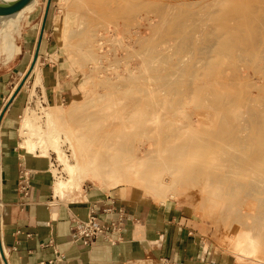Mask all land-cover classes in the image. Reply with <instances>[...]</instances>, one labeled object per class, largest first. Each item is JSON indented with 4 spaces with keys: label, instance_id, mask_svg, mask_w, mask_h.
Masks as SVG:
<instances>
[{
    "label": "rangeland",
    "instance_id": "374dc122",
    "mask_svg": "<svg viewBox=\"0 0 264 264\" xmlns=\"http://www.w3.org/2000/svg\"><path fill=\"white\" fill-rule=\"evenodd\" d=\"M221 1L223 2L222 7H224V8L221 7L222 11H219V14H217L218 16H216V18L215 17L213 18L210 15V13L208 14V12H210V11L211 12L212 11H218L220 9V7H219V9L216 8L217 6L215 7L214 4L208 5L209 7L207 6L205 8L204 7L203 8L202 7H200V8L199 7H192V9L190 11L188 10L190 8L187 7L185 10L183 9L185 11V12L183 11L184 13L182 12V8H181L179 14L176 12L177 10L175 9V12L174 13L172 12V15L170 14L169 18H168V14L171 12V10L168 9L167 6L171 8V5L173 6V3H175L176 0H127V1L124 0V1H122L121 3H119L121 6L123 5L125 7V5L128 3H130L129 6L132 4L131 5L132 7L135 5L137 6L135 8L133 7L134 10H132L133 8L130 6V9L135 12V15L133 14V16H136V17H134V19L132 18L131 22L129 21V23L126 26H124L125 25L124 22H123L124 24L121 22V27L117 26L118 27L117 31H116V27L106 26L103 23H100V25H98V26L100 27L103 25L104 28H103V26L100 28L99 27L97 28L100 37H102L101 38L102 41L100 42L102 45L101 51L102 52L104 51L103 53L106 54V56H107V58L104 59V61H103L104 66H108L109 61L111 63L114 62V56L117 53H119V54H117V56L119 55L120 61H119V63H117L118 64L117 68H115V66L117 64H115V62H114L115 65L113 64V66H110L109 69L107 67V70L98 69V71H95L92 67V63H89L88 64L89 69H87V71H86L85 69L81 68L79 65H76L73 62L72 58H70V54H69L68 50L64 47L65 33L67 30L66 26H68L67 23H68L69 13H70V9H71L70 4H71L72 0H67V1L66 0H32L21 11L15 13L13 15H9V16H0V73L1 72L3 73V71L5 70V68H7V65L9 63L7 56L4 54V52L7 54L5 47L8 45L9 41L12 40L14 37L15 44H17L18 36L21 32V29L25 26V24H27L29 22H31V23L33 22V24L37 23L36 29H35V30H37L38 23L41 22L42 17L45 13V10L48 8L49 9V14H48L49 15V17H48L49 18V26H51L53 28L52 39H53V43L57 47V52L54 53V55H52L51 59L53 61L58 62L59 66L63 69V73L68 76L69 84L71 87V94H70V96L67 97L66 100H64L62 102H61V100H59V103H47L46 101H45V103H43L41 98H40L39 91H38V88L41 86L39 75H38L39 63H38L37 68L35 70V72L37 73V78H36L34 83H33L34 77L29 76L30 70L33 66V62H32L30 70L24 76L21 75L20 79L18 78L16 80V82L19 81L20 84L16 88L15 92L19 91V88L22 87V88H24L23 92L25 93L23 95L24 99H25V105L20 110V112L18 114L19 115V124L21 123L22 116L26 112H31V114L36 116V119H35L36 123L39 126L41 125L43 128L47 129V127L50 125L49 122L47 121V118H46L47 113L52 112L53 114H55L56 118L54 121H55L56 126L54 125V127H56L57 129H60V127H62V129H64L62 131V133H63V135H62V150L69 157L70 161L72 163H75L76 159L81 160L84 157V155L87 153V151L89 149L87 147H89V146L93 147L94 146V143L92 144L93 136L90 135L89 132H87V129H80L79 128V127H81L80 125L82 124L81 120L85 119V121H86L87 120L86 118L91 114L90 112H93L92 114H100V113H97L98 111H100L101 115H103L104 113L107 112L106 106H108L110 103H112L111 100L115 99V98L112 99L111 97H109L110 93L112 92L113 86L117 85V83L119 85L122 77H127L129 75V70L133 66L132 64L136 65L137 64L136 62H138L137 58H132V57L130 58L129 57L130 56L129 55L130 49L128 48L129 51H128V49H125V48L122 49V46H124V45L129 46L131 43L130 46L135 47L134 49H136V50L145 48V50L149 49L151 51V49H153L151 51V54L152 53L153 54L150 57V60L144 65V70L148 73L150 72V74H151V75L149 74L148 78L144 76L146 78V81H148V82H146L144 77L143 76L141 77V75H140L141 78H139V83H137V86L138 87L144 86V88L141 87V89H143V90L145 89L147 91L150 90L151 92H154V89H155V92H154L155 94L153 93L152 98L155 97L154 98V99H156L155 102H157V104H159L158 105L159 131L165 130L167 132L168 131L170 132L171 127H175V128L180 127L183 129V131H182L183 132L182 133V139L183 140L188 138L189 136H191V134L195 130H197V131L199 130V132L201 134L203 132L207 136L208 135L207 133H210V131L213 133V131L215 132V131L221 129V127L223 125V123H222L223 117L228 116V115H229V117L233 116L232 118L234 120L236 117L235 121H236L237 125L240 124V129L237 127V129L234 132L237 136L239 133V136H238L239 141L238 142H241L243 140L244 142L242 141L241 143H245V144L241 145V143H239V145H238V142H237V145H236V143L233 145L230 144L231 146L228 149L226 147V150L228 152L229 151L231 152V150H232L231 153L235 154V155L234 154H232V155L237 156L241 160V163L235 164V165L233 164V168H234V170H233L231 164H229V163L225 164V162H223V160L221 159V153L219 151L223 147H225V144L223 142H221V143H223V145H222L223 147L221 148V144L219 143L220 141L218 142V144H220V146H218L217 144H216L217 146L215 144L213 145L212 142L207 144L206 148H204V149H206V151L202 150L203 152L201 155L199 152H196L195 154H191V155H190V153L184 155L185 152H183L184 153L183 154V153H181V151H179L180 154H179V152H177L179 154V156L178 155L177 156L178 157H180L181 155L182 156L180 158L175 159L176 155H174V153H172L173 150L171 149L172 148L171 144H174L173 140H169V141L166 140L167 142H164L162 144L163 137H158L154 141V140H151L150 138L146 139V137H147L146 135H145L146 137L144 136L145 138L143 137L144 138L143 139V138H141L143 135H141L140 139H137V141H138L137 145H139L140 142L142 144L144 143L142 147H144V148L148 147L147 149H150V150L153 149V151L151 150L152 156L158 155V156L162 157L163 159H165L166 163L169 164V166L172 165V167L173 166L180 167L179 168L180 169L179 171L181 172L180 174H181L182 178H184V180H185L181 184L178 185V189L175 192L170 191L167 193V199L165 200V202H162V200L159 197L157 198V196L155 198L154 194L151 191L143 188V186H141V182L139 180H136L134 177H132V178L135 180H133V181L131 180L132 182H130V183L122 182L113 188L109 187L108 184L94 183L87 178L86 179L81 178V181H80L81 184L80 185L82 188H83V186H91L92 188L99 187V188H105L107 190L122 188V190L124 192V197L129 200V203H132L133 201H138L141 204H156V205L158 204L161 206H166V205H169L170 203H174L179 207L180 211L183 212L184 218L187 219V221L189 222L190 226H192V228H194L197 232H200L205 237H207L208 240L212 241L213 244L217 245V247L221 248L223 250L224 254H232V252H230V250L228 248V244L226 242L228 234L232 231V228L243 226L246 224L251 225V223L253 225L257 221L256 224H254V227H255V225H258L259 223L262 222L258 217L255 216V214L258 211H260L259 210V207H261V204H259V203H261L260 199L261 200L264 199V193H263L264 192V181L261 178L262 177L261 175L264 174L263 173L264 167L262 168L261 165L264 166V164H262V163L258 164V161L256 159L258 158L257 156H258V152H259L257 150L264 148V147L261 146V143L259 141H255L257 143H255L254 141H253L254 143H252V142L249 143L248 141L245 142L246 137L249 138L250 136H252V137L255 136V133L257 132L256 131L257 127L254 125L248 126V124L246 122L251 117L248 113L247 114L245 113L246 114L245 115L244 110L246 109V107L247 108H252V107L254 108L256 106V102L259 103L260 105H257L255 107V108H257V112H256L258 114L257 117H258V119L261 118L260 120L264 121V118H262V116L264 117V111L263 112L261 111V110H264V89H263L264 88V79H258V77L256 79V77H255L256 75L253 73V71L251 69H247L248 71L247 72L245 71V74H244L245 77L243 79L240 78L239 81L235 80L236 82L232 81V83H231V81H229V79L232 80V76L235 73H237V69L236 70L233 69L234 66L240 67V68L246 67V66L250 67L253 62L259 61L260 56L262 55L261 52H262L263 48H262V45H260L259 47L255 46L257 48L254 50L255 52H254L253 57H247V54L245 55V58H247L248 60L244 58L241 60L238 59L239 61H237V58L235 57V55L233 53L232 54H230V53L225 54L223 56L220 55L217 59L214 58L212 64L215 65L217 70H219L220 72L218 71L219 73L212 75L213 77L211 75L204 77V78H206V80L204 78L199 77V76H196V77L191 76L190 77V73H189L190 68L189 67H191L193 64V66L191 68H193L194 66L197 68H201L200 66H198V64H200L201 66H202V64L198 63L199 59H197L198 57L200 58L201 55L200 54L198 55V53H200V52H197V51H198L199 47H202L201 49H204L205 47H207V45L209 46L211 44V41L207 40L209 36L207 37L204 35V34L211 35V31L214 33V34L212 33L214 36L215 35H223V34H225V32H228L227 34H230L231 37L233 39H235L234 41L238 42V43L236 42L233 44V46L236 49H239V48L241 49V48H245V47L254 45L255 38L258 37L261 34V32L264 33V27H263L264 26V20H262V17L264 16L263 15L264 14L263 13L264 12V9H263L264 5H262V3L264 4V1L263 2L260 0H256V1L255 0H243V1L238 0L239 2L237 0H221ZM227 1H229V2H227ZM132 2H134V3H132ZM49 3H50V5H49ZM166 4H168V5H166ZM175 4H177V3H175ZM259 5H260V8H259ZM161 6H162V9L165 8L164 6H166L165 9H167V10L164 11V10L159 9ZM210 6H211V8H210ZM213 6H214V8H212ZM256 6L258 9L256 8ZM177 7H182V5L181 6L179 5ZM183 7L185 8L186 6H183ZM139 8H141V9H139ZM154 8H156L157 12H160V11H158V9L161 10L162 13L161 12L157 13L154 10ZM195 8L198 9L199 13L197 12V10ZM214 9H217V10H214ZM188 11L189 12L194 11L193 13H195V14L191 16L192 18L189 15H191L193 13L191 12V14H189ZM163 13H165V14L168 13V14H167V16L166 15L163 16L164 15ZM176 13L178 15H176ZM203 13H205V14H203ZM258 13L260 14V16H255V15H258ZM159 14H162V17H167L166 19L167 20L169 19V20L165 21L166 19L162 18L161 15L159 16ZM198 14H200V15L198 16ZM207 15L210 16V20H209ZM261 15H263V16L261 17ZM9 17H11V18L9 19ZM176 17H177V19H176ZM185 17L186 18L188 17V18L186 19ZM201 17H203V19ZM258 18L261 20L259 21ZM160 19H161V23H159ZM188 19L189 20L190 19L196 20L194 22H197V23H195L196 25L193 26L195 28H196V26H198V23L199 24L201 23L200 24L201 27H200V25L197 27L198 29L200 27V29L198 30L199 32L197 30H195V28H193L194 30L191 29V30H193V32L197 31L196 32L197 34L195 32L194 33L190 32V28H189L190 26L189 25H188L189 27L188 26L186 27L187 24L191 25L192 23H194L193 20L192 21L190 20L189 23H186V25H185L186 30H185V28H183L184 30L181 29V33H180V31L178 33V30L180 28L178 27L177 22L180 21L181 23H183L182 25H184L185 22H188L185 20H188ZM263 19H264V17H263ZM173 20H175V21H173ZM163 21H164V24L167 23V24H165L166 26H164ZM207 21L209 23H207ZM262 21H263V23H261ZM168 22H169V24H168ZM210 22H211V24H210ZM259 22L263 26L261 24L259 26ZM175 23H177V24H175ZM181 23H179V26L181 25ZM247 23H248V25H247ZM155 24H158V25H155ZM33 26L35 27V25H33ZM161 26H163V30H162V32H159L160 28H162ZM202 26L203 27L206 26V28L202 29L203 28ZM212 26H213V28H212ZM224 26H226V27H224ZM261 26L263 28H261ZM175 27H176V30H173V29H175ZM191 28H192V25H191ZM208 28L209 29L211 28V29L209 30ZM182 30H183V33H182ZM187 30H189L188 32H190L191 34L192 33L195 34L194 36H196V35L198 36V37L196 36L193 38V43H194L193 45L191 44V41H189V43L184 42V41L188 42L185 39V37L188 38L189 36H191V38L190 37L188 38V40H191L192 36H193V34L190 35L187 32ZM203 30H204V32H203ZM174 31H177L176 35L174 34L175 33ZM200 31L203 34H201ZM241 31H243V32H241ZM114 32H117V33H114ZM171 32H174V33H171ZM184 33H186V36ZM187 33L189 34V36ZM113 34L114 35L116 34V36H112ZM132 35L135 37H138L139 39L138 38L133 39L134 37H132ZM202 35L204 36L203 37L204 39L201 38ZM181 36H183V37H181ZM121 38H124V39H121ZM176 38L180 42H181V38L185 39V40L182 39L184 43L181 42V44L183 43V45H182L183 47L181 45H179L180 42L178 41L179 43H177V46L179 45V47L177 48V46H174V48H173V45L176 42H174L172 40L175 39V41H177ZM197 38H198V40H197ZM141 39H142V41H141ZM201 39H203L202 41L205 43H203L201 41ZM121 40L125 44L124 43L120 44ZM194 40H195V42H194ZM206 40H207V42H206ZM197 41L199 44L197 43ZM127 42H128V44H127ZM138 42H139V44H138ZM140 45H142V46L140 47ZM186 45H190V46H187L188 47L187 48ZM191 45L194 48L193 51L195 50L194 52L192 51ZM114 47H115V49H114ZM171 47H172V49H169ZM137 48H139V49H137ZM184 48H185V50L187 48V50L185 51ZM189 48L191 49V51L189 50ZM178 49H181L180 54L178 53L179 52ZM3 50H4V52H3ZM109 50L110 51L112 50V51L110 52ZM199 51H201V50H199ZM188 52H190V53H188ZM169 54L172 56L171 58L169 57L170 56ZM174 54L176 56H174ZM121 55L123 56V58ZM191 55H192V57H191ZM166 56H167V59L169 57V59H171V61L167 60L165 58ZM179 56L184 57V58H181L183 61H180ZM225 56H228L229 59H228V57H225ZM172 58H173V61L176 60V61H174L175 66L178 65V67H179V64H180V66L185 68V70L183 68L174 69L177 67L174 66V63H172L173 62ZM132 59H133V62H130ZM163 59H165V60L162 61ZM184 59H186L187 62H185ZM178 60L180 61V63H178L179 62ZM243 60H244V62H243ZM165 61L167 63H165ZM181 62H183L184 64ZM169 64H171V65L169 66ZM188 65H191V66H188ZM187 66H188V69H187ZM142 68L140 71H143ZM182 69L184 70L185 73L183 72ZM243 69L244 68H242V70ZM180 71H182L181 76H180V73H181ZM135 72H136V69H134V72L132 73V74H134L133 76L137 75V73H135ZM177 72L179 75H177ZM153 74H155V75H153ZM247 74H248V76H246ZM168 76L172 79H176L179 81V83L176 85V90H174V91L164 88L162 86L165 83L164 79H159V78H166ZM253 76H254V78H253ZM194 78L196 80L198 79L197 81L200 84H203L202 86L204 87V89L202 87L201 90L198 91L199 94L197 92L196 94H192L191 96H189L190 90L187 87V83H188L187 81H196V80H194ZM140 79H141V81H140ZM200 79H202V81ZM204 84H206V86ZM262 84H263V86H262ZM255 85H257V86H255ZM257 88H259L260 91H258ZM238 90H239V92H237ZM204 92H205V94H204ZM230 92L233 94V96ZM236 92H237V94H236L237 96L234 95ZM107 94H109V95H107ZM229 94H231V95H229ZM249 95H250V98H249ZM243 97H244V99H243ZM254 98H255V102H254ZM107 99L109 100V102ZM246 99H248V100H246ZM73 103L74 104L77 103V104L74 105ZM221 103L223 105H220ZM250 103L252 104V106ZM242 104H243V106H242ZM247 104H248V106H247ZM76 106L78 108H75ZM249 106H251V107H249ZM71 107H73V108H71ZM74 108H75L76 112H73ZM79 108L80 109L82 108L81 111L82 110L83 111L82 112L79 111L80 110ZM149 108H150V106H148L146 109L149 110ZM215 109H217L219 112ZM94 111L96 113H94ZM109 111L110 110H108V112ZM79 112H81V113L79 114ZM188 114H191V116L190 115L188 116ZM199 114H201V115H199ZM56 115L59 116V119H58V116H56ZM237 116H239V118ZM247 117L249 119H247V121H244V119H246ZM237 118H238V120H237ZM59 120H61V121H59ZM88 120H89V118H88ZM54 121H53V123H54ZM88 122H90V121H88ZM63 125H64V127H63ZM110 125H112V124H110ZM52 126H53V124H51V127ZM106 126L107 127L104 130H100L99 133H104L106 130L108 131V128H109L108 122L106 123ZM219 126H220V128H219ZM243 126H245V127L243 128ZM246 127H248L249 130L245 129ZM251 127H253V128H251ZM202 128H203V130H202ZM209 129H212V130H209ZM205 132H207V133H205ZM204 134H202V135H204ZM79 135L82 136V140L84 141L82 143L80 142V144L78 142L79 140L77 139L79 137ZM66 136H68L70 140L66 141ZM16 137H17V139L20 140V143L23 142L24 138H26V136L21 135L19 129L16 132ZM207 137L209 138V135ZM211 137L212 136H210L209 139L212 141ZM250 138L248 139L249 141H251V139H252V138L251 139ZM240 139H241V141H240ZM145 140H146L147 144H145ZM154 142H155V146L153 145ZM141 143H140V145H141ZM167 143H169L170 146L166 145ZM215 143H217V141H215ZM253 144H256L257 147H255V145H253ZM43 146L45 148H48L45 141L43 143ZM211 146L214 147L215 151L211 150V149H213V147H211ZM259 146H260V148H259ZM215 147L217 148V150ZM231 147L235 150L233 151V149ZM236 147H238V152H237ZM239 147H240L241 153L246 152L245 156H244V154H241V155L239 154L240 153ZM250 147H253L254 150H253V148H250ZM27 151L30 153L34 152L33 154L41 155V151H39V150L38 151L27 150ZM213 151L215 153V157L217 156L216 158L213 157L214 161H215V159L218 158L220 161H218V160H216V161H217V163L219 162L218 164H220L222 166V167L220 166V169L222 170V171L220 170L221 172L220 171L218 172L219 169L215 170V171L220 173L219 175L224 176L225 178L230 177L229 179L230 180L232 179L231 181L234 183V187H235V191H232L233 193L228 192V190L225 187V184H222V185L220 184V186H218L219 184L215 182L216 184H218L217 185L218 187H216V185H214L213 183H211V185H210L211 181L208 182V180L207 181L205 180L206 179V172L205 171H203L201 174H199L200 172L195 173V170L189 167L191 164H194L195 160H196V162L202 161L200 163L195 162V164L199 165V166L202 165L203 169L206 167H209L207 165L213 166V164H211L213 159L210 156V152H212L211 154H213ZM48 152H49L48 155H41V156L46 157L47 160L49 161L48 162V173L52 177L53 186H54V184H55L54 182L57 181V176H55V175L63 176L64 178H66L67 176L63 170V166H61L60 163L58 162L57 154L55 153V151L53 149H50ZM235 152H237V153H235ZM168 153H170V154L172 153V154L170 155ZM177 153H175V154H177ZM167 154L170 155L171 157L174 155L173 156L174 160H172L170 158L172 163H171V161L167 160V158L169 159V157H170ZM196 154H198V155H196ZM206 155L209 157L208 158L209 162L204 161V159L207 158ZM246 155L248 156L249 161L250 160L252 161V159H255V157H256L255 164L253 163L254 160L252 162L250 161V163H249V162H247L248 160L246 161V159H242L245 157L247 158ZM182 158L185 160H183ZM222 158H223V156H222ZM129 159L130 158H128V159L125 158L124 162H128ZM146 159H147V156H146ZM191 159H195L194 162H193V160L191 161V163L189 161H187V160H191ZM211 159H212V161H210ZM179 161L182 162L181 165H180ZM186 161L188 162L189 165H186ZM173 162H175L176 164H173ZM177 162H179V164H177ZM183 162H184V164H183ZM202 163H206L207 164V165H205L206 167ZM212 163H214V162H212ZM217 163H216V165H217ZM243 163H245V165L247 167L249 165V167L246 168ZM222 164L226 165L228 168L226 166H223ZM227 164H229V165H227ZM218 166H217V168H219ZM223 167H226V168H223ZM241 167L242 168L245 167L246 169H249V170L245 171V170H243L245 168L242 169ZM227 169H229V170H227ZM236 169H237V171H235ZM156 170H155V172H157ZM255 170L259 173H256ZM192 171H193V173H192ZM249 171H250V173H249ZM217 172H214V173L216 174ZM245 172L247 174H245ZM230 173H232V174H230ZM260 173H262V174H260ZM166 174H165V172L162 174L164 179H168V177L170 176L168 171H166ZM168 174H169V176H168ZM228 174H229V176H228ZM164 175H166L168 177L165 178L166 176L164 177ZM193 175H196V176H193ZM198 175H200V176L198 177ZM231 175L233 178H231ZM253 176H254L253 179H255V180H253L251 182V180H252L251 177H253ZM259 176H261L260 177L261 179H258ZM186 177L188 179H189V177H191L189 182H188V179H186ZM193 177L197 178V179H195L196 184L194 183L195 181L194 182L192 181ZM203 177H204V179H203L204 181L202 179L200 180V178H203ZM127 178L128 177H125L124 179H127ZM258 180H262V181H258ZM256 181H258V182H256ZM203 182L208 184L210 187L206 188V186H205L206 190H204L202 188V186L204 187ZM248 182L253 185V188L256 187L257 185H259L258 188H260V189L254 188L253 191L257 190V192H254V193H253V191L249 192L248 191L249 189L246 187H248L250 185H245V184H249ZM254 182L258 183V184H255ZM259 182H261V184ZM239 183L244 184L243 186H246V187L244 188L243 186H239L238 185ZM253 183L255 184V186ZM237 185H238V187H237ZM219 187H221V191H218L220 189ZM242 187L244 189H242ZM215 188H218V190L215 191ZM262 188H263V190H262ZM144 189H145V191H144ZM202 189L204 191H202ZM250 189L252 190V188H250ZM74 191L75 192H82L83 189H75L70 193L68 192L65 197L61 198L62 201L64 202V200H68L69 195L75 193ZM213 191H215L216 193H214V194L211 193ZM246 191H248V192H246ZM136 192L137 193L140 192L141 193L140 195L143 196V198L140 201L136 200V198L134 196V194ZM205 192H206V195L204 194ZM174 193H177V194H174ZM223 193L227 194V196L223 195ZM248 193H250V194H248ZM251 193H253V194H251ZM212 196L214 197V199L217 196H219L218 198H216L217 200H223V201L224 200L228 201L229 199L230 200L228 202H226L225 205H222V202H221L220 206H223V209H222V207L220 208V206L215 203L216 201H213L214 199L212 198ZM208 199H209V202L207 201ZM210 199H213V200H211V202H210ZM256 199H257V201H252V200H256ZM263 201H262V204L264 203ZM207 202L211 204V207L208 206L210 204H207ZM212 202H214V204ZM217 203L219 204L220 202L217 201ZM223 204H224V202H223ZM224 208H225V211H224ZM232 208L235 210V212L230 217V215L232 214V213L230 214V212H232V210H233ZM213 209H214V211H213ZM220 209H222V211ZM252 209H254V210H252ZM215 210H217V211H215ZM254 220H256V221H254ZM261 261L264 264V242H263L262 248H261ZM248 264H252V263H248Z\"/></svg>",
    "mask_w": 264,
    "mask_h": 264
},
{
    "label": "bare ground",
    "instance_id": "6f19581e",
    "mask_svg": "<svg viewBox=\"0 0 264 264\" xmlns=\"http://www.w3.org/2000/svg\"><path fill=\"white\" fill-rule=\"evenodd\" d=\"M22 0H0V7L2 8H8V7H12L16 4H18L19 2H21ZM32 0H30L25 6H23L20 10L16 11L15 13L21 11L23 8H25ZM67 1V0H66ZM122 1L124 0H72L71 4H70V13H69V18H68V23L66 26L67 30H66V33H65V40H64V47L68 50L69 54H70V58H72L73 62L76 64V65H79L81 68L85 69L87 71V69H89V66L88 64L89 63H92V67L95 71H98V69H105L107 70V67L108 69L110 68V66H113L114 62L115 64L119 63L120 61V58H119V55L117 56V53L115 56H114V62H110L109 60V63H108V66H104L103 64V61L104 59L107 58L106 54H104L101 50H102V45H101V41H102V37H100L99 33H98V30L97 28L99 27L98 25H100V23H103L104 25L106 26H113V27H116V31L118 29L117 26L121 27V22L125 23L124 26H126L129 21L131 22L132 18L134 19V17L136 16H133V14L135 15V12L132 11L134 10L135 7H137L135 4V6H131L133 9L131 10L130 9V6L128 4L125 5V7L121 6L119 3H121ZM127 1V0H126ZM238 1V0H237ZM243 1V0H242ZM256 1V0H255ZM260 1H264V0H260ZM129 2V1H128ZM229 2V1H227ZM239 2V1H238ZM134 3V2H132ZM156 3V2H155ZM177 3V4H175ZM173 3V6L171 5V8L173 9L175 6V8L172 10L170 7L167 6L168 9L171 10V12L169 13L168 11V18H169V15L171 14L172 15V12L174 13L175 12V9L177 10L176 12L179 14L180 13V9L182 8V12L187 8L189 7L190 9H188L189 11L192 9V7H207L208 5H212L214 4L216 8L220 9L218 11H210L208 12V14L210 13V15L214 18H216V16H218L217 14H219V11H222L221 10V7L223 5V2L221 0H176V2ZM249 3V2H248ZM258 3V2H257ZM260 3V2H259ZM119 4V5H118ZM182 7H177L179 5ZM229 4V3H228ZM232 4V3H231ZM128 5V6H127ZM168 5V4H166ZM175 5V6H174ZM234 5V4H233ZM249 5V4H248ZM261 5V4H260ZM260 5H259V8H260ZM262 5H264L262 3ZM146 6V5H145ZM170 6V5H169ZM183 6H186L185 8ZM232 6V5H231ZM244 6V5H243ZM258 6V5H257ZM256 6V8H257ZM127 7V8H126ZM157 7V6H156ZM166 8V6H164ZM209 7V6H208ZM228 7V6H227ZM230 7V6H229ZM264 7V6H263ZM129 8V9H128ZM163 8L162 9V6L159 8L161 10H164L166 11L167 9ZM211 8V6H210ZM209 8V9H210ZM214 8V6L212 7ZM224 8V7H222ZM67 9V8H66ZM141 9V8H139ZM161 12V10H159ZM184 9V10H183ZM196 9V8H195ZM238 9V8H237ZM258 9V8H257ZM256 9V10H257ZM264 9V8H263ZM154 10L157 12L156 8H154ZM197 12L199 13L198 9H196ZM195 10V11H196ZM201 10V9H200ZM204 10V9H203ZM212 10V9H211ZM214 10H217V9H214ZM136 11V10H135ZM152 11V10H151ZM163 11V12H164ZM188 11V12H189ZM160 12H157V13H160ZM185 12V11H184ZM183 12V13H184ZM187 12V11H186ZM192 12V11H191ZM191 12H189V14H191ZM194 12V11H193ZM192 12V13H193ZM261 12V11H260ZM263 12V11H262ZM15 13H12V14H9V15H13ZM162 13V12H161ZM176 13V15H178ZM222 13V12H221ZM264 13V12H263ZM164 15L163 16H167V14L163 13ZM182 14V13H181ZM187 14V13H186ZM195 13L189 15L190 17L192 15H194ZM197 14V13H196ZM205 14V13H203ZM231 14V13H230ZM9 15H0V16H9ZM161 15L162 17V14H159V16ZM175 15V14H174ZM173 15V16H174ZM175 15V16H176ZM200 14H198L199 16ZM264 15V14H263ZM261 15V17L263 16ZM188 16V15H187ZM202 16V15H201ZM205 16V15H204ZM203 16V17H204ZM208 16V15H207ZM206 16V17H207ZM255 16H260V14L258 13V15H255ZM172 17V16H171ZM170 17V18H171ZM203 17H201L203 19ZM264 17V16H263ZM262 17V20H264ZM11 17H9L10 19ZM162 18H167V17H162ZM161 18V19H162ZM175 18V17H174ZM186 18V17H185ZM188 18V17H187ZM186 18V19H187ZM192 18V17H191ZM200 18V19H201ZM205 18V17H204ZM209 20H210V16H208ZM237 18V17H236ZM248 18V17H247ZM161 19H160V22L161 23ZM164 19V20H165ZM177 19V17H176ZM183 19V18H182ZM259 19V18H258ZM163 20V19H162ZM169 20V19H168ZM167 19L165 21H168ZM191 20V19H190ZM189 19L188 20H185V21H188V22H185L184 25H182L183 23H181L180 21H178V27L180 28L178 30V33L180 31L181 33V29L185 28V25L186 23H189L190 21ZM193 20V19H192ZM191 20V21H192ZM207 20V19H206ZM261 19H259L260 21ZM175 21V20H173ZM196 21V20H193V22ZM199 21V20H198ZM202 21V20H201ZM214 21V20H213ZM248 21V20H247ZM171 22V21H170ZM200 22V21H199ZM230 22V21H229ZM234 22V21H233ZM123 23V24H124ZM175 23V24H177ZM179 23H181V25L179 26ZM191 23V22H190ZM197 22H194L192 23V28H191V25L190 24H187L186 27L188 26L190 28V32H193V26H195ZM207 23H209L207 21ZM257 23V22H256ZM263 23V21L261 22ZM259 22V26L261 24ZM122 24V25H123ZM163 24H164V21H163ZM162 24V25H163ZM167 24V23H165ZM164 24V26H166ZM169 24V22H168ZM201 24V23H200ZM198 23V26L200 25ZM211 24V22H210ZM251 24V23H250ZM102 25V24H101ZM155 25H158V24H155ZM161 25V24H160ZM204 25V24H203ZM248 25V23H247ZM262 25V24H261ZM103 26V25H102ZM100 26V27H102ZM154 26V25H153ZM198 26H196L195 30H199L197 28ZM258 26V27H259ZM263 26V25H262ZM261 26V28H263ZM99 27V28H100ZM151 27V26H150ZM149 27V28H150ZM162 28H160V31L159 32H162L163 30V26H161ZM177 27V26H176ZM176 27L175 29L173 30H176ZM203 27V26H202ZM226 27V26H224ZM104 28V26H103ZM106 28V27H105ZM159 28V27H158ZM206 28V26H204L202 29ZM213 28V26H212ZM107 29V28H106ZM165 29V28H164ZM188 29V28H187ZM193 29V30H191ZM209 29V28H208ZM211 29V28H210ZM209 29V30H210ZM215 29V28H214ZM218 29V28H217ZM125 30V29H124ZM153 30V29H152ZM167 30V29H166ZM172 30V31H173ZM184 30V29H183ZM183 30H182V33H183ZM186 30V28H185ZM239 30V29H238ZM253 30V29H252ZM130 31V30H129ZM189 30H187L188 32ZM196 31V32H197ZM202 31V30H201ZM200 31V33H201ZM233 31V30H232ZM123 32V31H122ZM175 32V33H174ZM174 32H171V33H174L175 35L177 34V31H174ZM190 32H188L190 35H192ZM195 32V33H196ZM199 32V31H198ZM204 32V30H203ZM216 32V31H215ZM243 32V31H241ZM114 33H117V32H114ZM119 33V32H118ZM130 33V32H129ZM187 33V34H188ZM207 33V32H206ZM209 33V32H208ZM213 32L211 31V35L209 34H204L205 36H209L208 37V41L210 40L211 41V44L207 47H205L204 49H201L202 47H199L198 48V51L197 52H200L198 53V55L200 54V58L198 57L197 59H199V62L198 63H201L202 66L200 64H198V66H200L201 68H197V67H193V64L192 66L191 65H188V66H191L189 67V73H190V77L193 76V77H196V76H199L201 78H204V77H207L209 75H214L216 73H219L220 71L217 70L216 66L213 65V59L214 58H218L220 55H225V54H234L235 57L237 58V61L241 60V59H244L245 58V55L247 54V57H253L254 56V50L259 47L260 45H262V55L260 56V60L257 61V62H253L251 64L250 67H236L234 66L233 69H237V73H235L233 76H232V80L229 79V81H232L234 82L235 80L236 81H239L240 78L243 79L245 77V71L247 72L248 70L247 69H251L253 71V73L256 75V79L258 77V79H264V33L261 32V34L255 38V43L254 45L252 46H248V47H245V48H239V49H236L233 44L236 43L230 34H227L228 32H225V34L223 35H213L212 34ZM185 36H186V33H184ZM188 34V36H189ZM197 34V33H196ZM203 34V33H201ZM123 35V34H122ZM131 35V34H130ZM181 35V34H180ZM195 34H193L192 36V39L191 40H188V38L191 36H187L188 38L185 37V39L188 41H184L185 43H189V41H191V44L193 45V38L196 37L194 36ZM242 35V34H241ZM112 36H116V34L112 35ZM184 36V35H183ZM181 36V37H183ZM250 36V35H249ZM132 37H134L133 39H137L138 37H135L132 35ZM198 37V36H197ZM204 36L202 35L201 38H203ZM206 37V38H207ZM114 38V37H113ZM131 38V37H130ZM236 38V37H235ZM244 38V37H243ZM246 38V37H245ZM109 39V38H108ZM121 39H124V38H121ZM139 39V38H138ZM177 39V38H176ZM181 38V42H183V39ZM204 39V38H203ZM201 39V41L203 40ZM105 40V39H104ZM129 40V39H128ZM127 40V41H128ZM196 40V39H195ZM194 40V42H195ZM198 40V38H197ZM206 40V42H207ZM8 41V40H7ZM109 41V40H108ZM114 41V40H113ZM122 41V40H121ZM120 41V44L124 43L123 41L121 42ZM142 41V39H141ZM174 42H176L174 45H173V48L174 46H177V43H179L180 41L177 39V41L172 40ZM179 41V42H178ZM112 42V41H111ZM145 42V41H144ZM181 42L179 43V45H183V43L181 44ZM203 42V41H202ZM241 42V41H240ZM6 43V42H5ZM198 43V41H197ZM205 43V42H203ZM210 43V42H209ZM238 43V42H237ZM125 44V43H124ZM128 44V42H127ZM139 44V42H138ZM141 44V43H140ZM199 44V43H198ZM197 44V45H198ZM208 44V43H207ZM119 45V44H118ZM131 45V43H130ZM127 46V45H124L122 46V49L125 48V49H130V53H129V57L131 58H137L138 62H136L137 64L134 65L132 64V68L129 70V75L127 77H122L121 79V82L120 84L118 85H115L113 86L112 88V92L110 93V96L112 99L115 98L114 100H111L112 103H110L108 106H106V109H107V112L104 113L103 115H101V112L98 111L97 113H100V114H92L93 112H90L89 116L86 118L87 120L85 121L84 120H81V127H79L80 129H87V132L90 133V135L93 136V139H92V144L94 143V146L91 147H87L89 148L87 153L84 155V157L79 160V159H76V162L75 163H72L69 159V157L65 154V152L62 150V131L64 129H62V127H60V129H57L56 127H54L55 125V114H53L52 112H48L47 113V121L49 122V126L47 127V129L43 128L41 125L39 126L35 119H36V116L31 114V112H26L22 118H21V123H20V133L22 136H26V138H24L23 142H21V146L27 150H35V151H41V155H48V151L50 149H53L55 151V153L57 154V158H58V162L60 163L61 166H63V170L64 172L66 173V178H64L63 176H59V175H55L57 176V181L54 182V187H53V191H54V195L55 196H60V197H64L66 196V194L69 192H72L73 190L75 189H82L81 187V178H87L89 180H91L92 182L94 183H98V184H108L109 187L113 188L115 186H117L118 184L122 183V182H132L133 180H139L141 182V186H143V188H145L146 190H149L151 191L155 198L157 196V198L159 197L162 202H165V200L167 199V193L170 192V191H173L175 192L177 189H178V185L181 184L184 180V178H182L181 176V172L179 171L180 167H175L172 165L169 166V164L166 163V160L163 159L162 157L160 156H152L151 153L153 151V149H147V148H144L142 147L143 144L139 143V145H137L138 141L137 139H140L141 135H143L141 138H143L145 135L146 139L150 138L151 140H156L158 137H163V140H162V144L164 142H167L169 140H173L174 144H171L172 145V153H174V155H178L180 154L179 151H181V153L185 152L184 155L186 154H195L196 152H199L200 155L202 154V152L206 149V146L207 144H209L210 142L213 143V145L217 144L218 146H220L221 144V148L223 147V143L225 144V147H223L219 152L221 153V159L223 160V162L226 163H229L232 165V169L234 170L233 168V164H240L241 163V160L237 157V156H234L235 154L234 153H231L229 151L226 150V147L227 149L231 146L230 144H235L237 145V142L239 141V133H238V136L235 134V130L237 129V127L240 129V124L237 125L236 124V117H235V120L232 118V117H229L228 116H225V117H221L223 119V125L221 127V129L217 130V131H213V133L210 131V133H207L209 135V138L210 136H212V141L206 136V134H204L202 132V135L199 130H195L191 136H189L188 138L186 139H182V131L183 129L180 128V127H171L170 129V132L168 131H165V130H162V131H159V113H158V105L156 101V99L152 98L153 97V93L155 92V89H154V92H151L150 90H143L141 89L144 88V86H141V87H138L137 86V83H139V78H141L142 76L144 77H147L149 76L150 72H146L144 70V65L150 60V57L152 56L151 54V51L153 49H151V51L149 52L148 50H145L144 49H139V50H136L134 49L135 47L133 46ZM137 45V44H136ZM143 45V44H142ZM140 45V47L142 46ZM179 45L177 46V48L179 47ZM191 45V47H192ZM171 46V45H170ZM187 46H190V45H186ZM257 46V47H255ZM145 47V46H144ZM183 47V46H182ZM181 47V48H182ZM254 47V48H253ZM121 48V47H120ZM188 48V47H187ZM186 48V50H187ZM115 49V47H114ZM128 49V51H129ZM169 49H172L169 48ZM176 49V48H175ZM193 47H192V51H193ZM261 49V48H260ZM5 50L6 52L9 54V56L13 55L14 54V51H15V47H14V44H13V41L10 40L8 45L5 47ZM179 50V54L181 52V49H178ZM185 50V48H184ZM185 50V51H186ZM189 50L191 51V49L189 48ZM201 50V51H199ZM110 51V50H109ZM112 51V50H111ZM110 51V52H111ZM127 51V52H128ZM148 51V52H147ZM176 51V50H175ZM195 51V50H194ZM193 51V52H194ZM126 52V51H125ZM192 52V53H193ZM107 53V52H106ZM174 53V52H173ZM172 53V54H173ZM190 53V52H188ZM187 53V54H188ZM125 54V53H124ZM128 54V53H127ZM170 55V54H169ZM190 55V54H189ZM109 56V55H108ZM122 56V55H121ZM126 56V55H125ZM124 56V57H125ZM174 56H176L174 54ZM128 57V58H129ZM170 58L172 57L171 55L169 56ZM167 59V56L165 57L167 60H170L171 59ZM189 57V56H188ZM192 57V55H191ZM225 57H228V56H225ZM123 58V56H122ZM164 58V57H163ZM181 58H184V57H180L179 56V59L180 61H183ZM190 58V57H189ZM109 59V58H108ZM229 59V57H228ZM239 59V60H238ZM247 59V58H245ZM165 59H163L162 61H164ZM248 60V59H247ZM129 61V60H128ZM172 61H173V58H172ZM176 61V60H174ZM174 61L172 63H174ZM179 61V60H178ZM177 61V62H178ZM180 61L178 63H180ZM185 62H187L186 59H184ZM198 61V60H197ZM122 62V61H121ZM125 62V61H124ZM130 62H133V59L130 61ZM129 62V63H130ZM244 62V60H243ZM164 63V62H163ZM165 63H167L165 61ZM171 63V62H170ZM171 63V64H172ZM177 63V64H178ZM183 63V62H181ZM114 64V65H115ZM169 64V66L171 65ZM176 64V65H177ZM184 64V63H183ZM197 64V63H196ZM244 64V63H243ZM182 65V64H181ZM186 65V64H185ZM118 64L115 66V68H117ZM174 66H175V63H174ZM184 66V65H183ZM188 66H187V69H188ZM143 67V68H142ZM177 68H174V69H179V68H183L182 66H180L179 64V67L178 65L175 66ZM186 67V66H185ZM35 68H37V65L35 66ZM141 68L143 69V71H140ZM242 68H244L242 70ZM134 69H136V72L137 75L136 76H133L134 74H132L134 72ZM185 70V68H183ZM182 69V70H183ZM183 70V72H184ZM178 71V70H177ZM219 71V72H218ZM175 72V71H174ZM181 72V73H180ZM180 76L182 75V71H180ZM222 72V71H221ZM185 73V72H184ZM141 75V77H140ZM151 75V74H150ZM155 75V74H153ZM177 75L178 72H177ZM184 76V75H183ZM189 76V75H188ZM210 76V77H211ZM248 76V74L246 75ZM144 77L145 81H146V78ZM155 77V76H154ZM187 77V76H186ZM189 77V78H190ZM213 77V76H212ZM230 77V76H229ZM168 78V79H167ZM254 78V76H253ZM159 79H164L165 83L162 85L164 88L168 89V90H176V85L179 83L178 80L176 79H172L170 78L169 76L166 77V78H159ZM186 79V78H185ZM206 80V78H204ZM182 80V79H181ZM194 80H196L194 78ZM198 80V79H197ZM196 80V81H197ZM202 81V79H200ZM199 80V81H200ZM141 81V79H140ZM143 81V80H142ZM187 81V87L189 88L190 92H189V96H191L192 94H196L199 90H201V88L203 87L202 85L203 84H200L198 81ZM235 81V82H236ZM261 81V80H260ZM148 82V81H146ZM183 82V81H182ZM216 82V81H215ZM218 83V82H217ZM240 84V83H239ZM258 84V83H257ZM206 86V84H204ZM219 86V85H218ZM229 86V85H228ZM257 86V85H255ZM263 86V84H262ZM105 88V87H104ZM148 88V87H147ZM261 88V87H260ZM151 89V88H150ZM204 89V87H203ZM220 89V88H219ZM258 91L259 88H257ZM264 89V88H263ZM262 89V90H263ZM152 90V89H151ZM237 90V89H236ZM240 90V89H239ZM239 90L237 92H239ZM249 90V89H248ZM153 91V90H152ZM204 91V90H203ZM219 91V90H218ZM237 92L234 94L236 95ZM107 93V92H106ZM105 93V94H106ZM231 93V92H230ZM155 94V93H154ZM199 94V92H198ZM205 94V92H204ZM213 94V93H212ZM232 94V93H231ZM229 94V95H231ZM239 94V93H238ZM109 95V94H107ZM233 96V94H232ZM237 96V95H236ZM14 97V94H12L8 100V103H10V101L12 100V98ZM201 97V96H200ZM239 97V96H238ZM110 98V99H111ZM248 98V97H247ZM249 98H250V95H249ZM244 99V97H243ZM108 100V99H107ZM248 100V99H246ZM250 100V99H249ZM253 101V100H252ZM251 101V102H252ZM262 101V100H261ZM109 102V100H108ZM226 102V101H225ZM224 102V103H225ZM235 102V101H234ZM248 102V101H247ZM254 102H255V98H254ZM79 103V102H78ZM81 103V102H80ZM220 103V102H219ZM246 103V102H245ZM74 104V103H73ZM77 104V103H76ZM74 104V105H76ZM218 104V103H217ZM251 104V103H250ZM220 105H223L222 103ZM257 105H260L259 103L256 102V106ZM150 106L149 110H147L146 108ZM219 106V105H218ZM226 106V105H225ZM243 106V104H242ZM248 106V104H247ZM252 106V104H251ZM249 106V107H251ZM255 106V107H256ZM224 107V106H223ZM247 108L244 110V114L248 113L250 115V119L247 117L246 119H244V121H247V119H249L246 123L249 125H254L257 127L256 129V133H255V136L252 137L250 136L249 138L251 139V141H249L248 137L245 138V142H249V143H254L255 141H259L261 143V146L264 147V121L260 120L261 118L258 119L257 117V108ZM73 108V107H71ZM75 108H78L77 106ZM75 108H74V111L73 112H76L75 111ZM214 108V107H213ZM212 108V109H213ZM80 109V108H79ZM78 109V110H79ZM82 109V108H81ZM81 109L79 111H81ZM103 109V108H102ZM218 109V108H217ZM215 109V110H217ZM73 110V109H72ZM77 110V111H78ZM108 110H110L108 112ZM214 110V109H213ZM83 111V110H82ZM81 111V112H82ZM218 111V110H217ZM221 111V110H220ZM246 111V112H245ZM259 111V110H258ZM262 112L264 110H261ZM79 112V114L81 113ZM219 112V111H218ZM84 113V112H83ZM94 113H96L94 111ZM61 114V113H60ZM77 114V113H76ZM202 114V113H201ZM199 114V115H201ZM212 114V113H211ZM236 114V113H235ZM245 114V115H246ZM191 116V114H188V116ZM226 115V114H225ZM244 115V116H245ZM58 116V115H56ZM61 116V115H60ZM193 116V115H192ZM241 116V115H240ZM62 117V116H61ZM239 118V116H237ZM63 118V117H62ZM89 118V120H88ZM189 118V117H188ZM192 118V117H191ZM237 118V120H238ZM245 118V117H244ZM262 118H264L262 116ZM58 119H59V116H58ZM61 119V118H60ZM232 119V120H231ZM62 120V119H61ZM59 120V121H61ZM240 120V119H239ZM243 120V119H242ZM54 121V123H53ZM90 121V122H88ZM243 121V122H244ZM108 122V131L106 130L104 133H99L100 130H104L107 126H106V123ZM51 124H53V126L51 127ZM84 124V125H83ZM112 124V125H110ZM243 125V124H242ZM246 125V124H245ZM56 126V125H55ZM112 126V127H111ZM59 127V126H58ZM64 127V125H63ZM245 126H243L244 128ZM169 128V127H168ZM167 128V129H168ZM220 128V126H219ZM253 128V127H251ZM245 129H248V127H246ZM169 130V129H168ZM203 130V128H202ZM208 130V129H207ZM209 130H212V129H209ZM249 130V129H248ZM252 130V129H251ZM261 131V132H260ZM241 132V131H240ZM255 132V131H254ZM211 134V135H210ZM144 137V138H145ZM143 138V139H144ZM79 141V144L80 142H84L82 140V136L79 135V137L77 138ZM67 140H70L68 136H66V141ZM165 140V141H164ZM167 140V141H166ZM47 144V147L48 148H45L43 146V143ZM143 141V140H142ZM215 141H217V143H215ZM220 141V142H219ZM241 141V139H240ZM243 141V140H242ZM241 141V142H242ZM254 141V142H253ZM148 142V141H147ZM172 142V143H173ZM218 142L220 144H218ZM223 142V143H221ZM241 142H238V145L239 143ZM244 142V141H243ZM211 143V144H212ZM257 143V142H255ZM145 144L146 143V140H145ZM229 144V145H228ZM242 144H245V143H241ZM248 144V143H247ZM152 145V144H151ZM155 146V142L153 144ZM152 145V146H153ZM166 145L170 146L169 143H167ZM165 145V146H166ZM216 145V146H217ZM227 145V146H226ZM256 146V144H253ZM259 145V144H258ZM244 146V145H243ZM251 146V145H250ZM150 147V146H149ZM213 147V146H211ZM210 147V148H211ZM234 147V146H233ZM248 147V146H247ZM254 147V146H253ZM253 147H250V148H253ZM159 148V147H158ZM216 148V147H215ZM232 148V147H231ZM230 148V149H231ZM237 148V152H238V147ZM246 148V147H245ZM260 148V146H259ZM219 149V148H218ZM233 149V148H232ZM247 149V148H246ZM159 150V149H158ZM203 150V151H202ZM211 150H214V147L213 149ZM217 150V148H216ZM235 149H233L234 151ZM251 150V149H250ZM254 150V148H253ZM155 151V150H154ZM163 151V150H162ZM213 151V154H211L212 152H210V156L212 157V159L210 161L214 162L211 164H213V166L211 165H207L206 163H202L209 167H206L203 169V166L202 165H196L195 162L196 160L195 159H191V160H187L191 163V161L195 160L194 164H191L189 167L194 169L195 170V173L196 172H200L199 174H201L203 171L206 172V181L208 180V182H210V185L211 183H213L214 185H216V187L220 186V184H225V187L226 189L228 190V192L230 193H233L232 191H235V187H234V183L229 179V178H225L224 176H221L219 175L220 173H218L221 169H220V164L217 163L216 160L220 161L218 158L215 159L214 161V158L215 157V153ZM240 147H239V152H240ZM257 151L258 152V158L255 159L258 161V164L262 163L264 164V148H261V149H258ZM179 152V154L177 153ZM235 152V153H237ZM254 152V151H253ZM34 153V152H33ZM154 153V152H153ZM171 153V154H172ZM177 153V154H175ZM231 153V154H230ZM245 153H239L240 155L241 154H244L245 156ZM170 154V153H168ZM167 154V155H168ZM170 154V155H171ZM217 154V153H216ZM234 154V155H232ZM253 154V153H252ZM168 155V156H170ZM173 155V156H174ZM183 155V156H184ZM198 155V154H196ZM220 155V154H219ZM146 156H147V159H146ZM173 156L169 157V159L167 158V160L171 161L170 158L172 160H174ZM175 156V159L176 158H180V157H176ZM207 156V155H206ZM223 156V158H222ZM247 156V155H246ZM217 157V156H216ZM215 157V158H216ZM81 158V157H80ZM128 159V162H124V159ZM192 158V157H191ZM194 158V157H193ZM208 156L207 158L204 159V161H208ZM183 159V158H182ZM207 159V160H206ZM242 159H246L247 162L250 163L249 161V158L247 156V158H242ZM255 159H252V161L254 160V164H255ZM185 160V159H183ZM202 160V159H201ZM221 160V161H222ZM186 161V165H189L188 162ZM199 161V160H198ZM251 161V162H252ZM168 162V161H167ZM176 162V161H175ZM175 162H173V164H176ZM180 162V161H179ZM179 162H177V164H179ZM202 162V161H200ZM200 162H196V163H200ZM209 162V161H208ZM170 163V162H169ZM172 163V161H171ZM170 163V164H171ZM217 163V165H216ZM182 164V162H180V165ZM184 164V162H183ZM215 164V165H214ZM227 164V165H229ZM244 166L246 168L248 167L245 165V163H243ZM247 164V163H246ZM257 164V163H256ZM167 165V166H166ZM219 165V166H218ZM223 165V164H222ZM230 165V166H231ZM169 166V167H168ZM215 166V167H214ZM217 166L219 168H217ZM223 166H226V165H223ZM251 166V165H250ZM262 168L264 167L263 165H261ZM222 167V166H221ZM227 167V166H226ZM226 167H223V168H226ZM243 167V168H245ZM252 167V166H251ZM250 167V168H251ZM228 168V167H227ZM242 168V167H241ZM240 168V169H241ZM242 168V169H243ZM243 169L245 171L249 170V169ZM157 169V170H156ZM219 169V170H218ZM239 169V170H240ZM155 170L157 172H155ZM215 170H218L215 171ZM226 170V169H225ZM229 170V169H227ZM54 171V170H53ZM166 171L169 172L168 176H166ZM222 171V170H221ZM220 171V172H221ZM237 171V169L235 170ZM252 171V170H251ZM256 171V170H255ZM165 172L166 175H164L165 178L168 177V179H164L162 174ZM214 172H217L216 174ZM230 172V171H229ZM253 172V171H252ZM193 173V171H192ZM238 173V172H237ZM250 173V171H249ZM248 173V174H249ZM256 173H259L256 171ZM264 173V172H263ZM56 174V173H55ZM58 174V173H57ZM232 174V173H230ZM245 174H247L245 172ZM253 174V173H252ZM255 174V173H254ZM262 174V173H260ZM64 175V174H63ZM234 175V174H233ZM257 175V174H256ZM54 176V175H53ZM193 176H196V175H193ZM200 175H198L199 177ZM226 176V175H225ZM229 176V174H228ZM246 176V175H245ZM262 176V177H261ZM259 176L258 179H261L264 181V174ZM125 177H128L127 179H124ZM132 177H134L135 179H133ZM227 177V176H226ZM238 177V176H237ZM261 177V178H260ZM172 178V179H171ZM191 177H189V179L186 177V179H188V182L190 180ZM231 178L232 175H231ZM235 178V177H234ZM247 178V177H246ZM252 180H255L253 179V177H251ZM256 178V177H255ZM195 179H197L196 177L194 178L193 177V182L195 181ZM199 179V178H198ZM203 180V178H200V180ZM250 179V178H249ZM132 180V181H131ZM262 180H258V181H262ZM191 181V182H192ZM198 181V180H197ZM204 181V180H203ZM205 181V182H206ZM256 181V182H258ZM199 182V181H198ZM205 182H203L202 184L204 185V187L202 186V188L204 190H206V188H209L210 186L208 184H206ZM218 184H216V183ZM196 184V181L194 182ZM249 183V182H248ZM255 183V182H254ZM253 183V184H254ZM261 184V182H259ZM255 184H258V183H255ZM254 184V186H255ZM107 185V186H108ZM218 185V186H217ZM239 186H243L244 184H238ZM237 185V187H238ZM245 185H250L248 187L246 186H243L244 188H248L249 192H252L253 189L257 188V189H260L258 188L259 185H257L256 187L253 188V185L252 184H245ZM252 185V186H251ZM83 186V185H82ZM206 186V188H205ZM224 187V186H223ZM242 187V189H244ZM220 189L218 190V188H215V191L218 190V191H221V187H219ZM252 188V190L250 189ZM144 189V191H145ZM202 189V191H204ZM212 189V188H211ZM225 189V188H224ZM214 190V189H213ZM263 190V188H262ZM215 191L211 192V193H216ZM223 191V190H222ZM226 191V190H225ZM246 191V192H248ZM261 191V190H260ZM75 192V191H74ZM254 192H257V190L253 191ZM220 193V192H219ZM226 193V192H225ZM251 193V194H253ZM262 193V192H261ZM264 193V192H263ZM174 194H177V193H174ZM173 194V195H174ZM206 195V192L204 193ZM222 194V193H221ZM220 194V195H221ZM250 194V193H248ZM223 195H226L227 194H224ZM152 196V195H151ZM222 196V195H221ZM244 196V195H243ZM247 196V195H246ZM219 196H217L216 198H218ZM206 198V197H205ZM212 198L214 199V197L212 196ZM215 198V199H216ZM204 199V198H203ZM213 199H210V202L211 200ZM213 200V201H216L215 203L217 205L220 206L221 202H222V205H225L226 200ZM205 200V199H204ZM249 200V199H248ZM251 200V199H250ZM259 200V199H258ZM264 200V199H263ZM261 203V207H259V210L255 216L258 217L262 222L259 223L258 225H255L254 227V224H256V221L253 225L251 223L250 224H246V225H243V226H239V227H235V228H232V231L228 234V237L226 239V242L228 244V248L230 250V252H232L233 254H235L237 256V258H239V260H251L253 262H255V264H263L262 261H261V248H262V244H263V240H264V203L262 204V201ZM209 202V199L207 200ZM217 201H219L220 203L218 204ZM252 201H257L256 200H252ZM207 204H210L208 203ZM224 202V204H223ZM251 202V201H250ZM264 202V201H263ZM214 204V202H212ZM258 204V203H257ZM256 204V205H257ZM209 207H211V204L208 205ZM259 206V205H258ZM222 207L223 209V206H220V208ZM227 207V206H226ZM215 208V207H214ZM211 209V208H210ZM216 209V208H215ZM222 209H220L222 211ZM233 209V208H232ZM212 210V209H211ZM218 210V209H217ZM215 210V211H217ZM251 210V209H250ZM254 210V209H252ZM214 211V209H213ZM212 211V212H213ZM224 211H225V208H224ZM228 211V210H227ZM256 211V210H255ZM229 212V211H228ZM235 210L233 209L232 212H230V217L234 214ZM211 213V212H210Z\"/></svg>",
    "mask_w": 264,
    "mask_h": 264
},
{
    "label": "crops",
    "instance_id": "0c3cea01",
    "mask_svg": "<svg viewBox=\"0 0 264 264\" xmlns=\"http://www.w3.org/2000/svg\"><path fill=\"white\" fill-rule=\"evenodd\" d=\"M46 10L37 30V23L29 22L17 44L13 37V55L3 50L9 63L0 73V264H255L233 253L224 254L190 226L174 203H129L122 188L83 186L82 192L69 195L64 202L54 195L49 161L28 152L16 137L18 114L25 105L24 88L2 116L20 84L16 80L30 70L32 62L29 76L34 83L39 63L38 91L43 103H59L71 94L68 76L51 59L57 47ZM23 172L32 186L25 198L18 191ZM140 194H134L136 200L143 198ZM94 210L99 222L112 230L88 246L77 236L73 221L85 219Z\"/></svg>",
    "mask_w": 264,
    "mask_h": 264
},
{
    "label": "built area",
    "instance_id": "2783aa9c",
    "mask_svg": "<svg viewBox=\"0 0 264 264\" xmlns=\"http://www.w3.org/2000/svg\"><path fill=\"white\" fill-rule=\"evenodd\" d=\"M31 187L30 177L24 172L21 173L18 182V191L21 197H28ZM94 213H96V210L91 212L85 219H76L73 221V228L76 230L77 236L88 246L91 245L93 240L112 230V227L106 222H99Z\"/></svg>",
    "mask_w": 264,
    "mask_h": 264
},
{
    "label": "water",
    "instance_id": "95a60500",
    "mask_svg": "<svg viewBox=\"0 0 264 264\" xmlns=\"http://www.w3.org/2000/svg\"><path fill=\"white\" fill-rule=\"evenodd\" d=\"M29 1H30V0H22V1L19 2L18 4L14 5V6H12V7H8V8H3V7L1 8V7H0V15H9V14L15 13L16 11L20 10L23 6H25ZM49 5H50V3H49ZM48 12H49V9L47 8V10H46V16H47ZM37 58H38V52H37V54H36L35 61L37 60ZM33 66H34V64H33ZM21 88H22V87L19 88V91L21 90ZM19 91H17V92L14 93V97L12 98V100L10 101V103L7 104L6 109L4 110L2 116L4 115L5 111H6L7 108L10 106V104L12 103V101L14 100L16 94H17ZM1 119H2V117H1ZM1 119H0V125H1Z\"/></svg>",
    "mask_w": 264,
    "mask_h": 264
}]
</instances>
